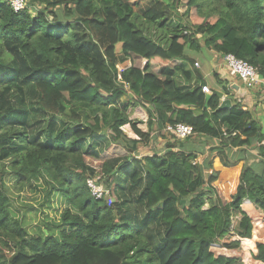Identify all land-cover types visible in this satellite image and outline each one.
<instances>
[{"label":"trees","instance_id":"16d2710c","mask_svg":"<svg viewBox=\"0 0 264 264\" xmlns=\"http://www.w3.org/2000/svg\"><path fill=\"white\" fill-rule=\"evenodd\" d=\"M10 1L0 0V264H264V133L241 106L218 111V93L199 81L181 85L199 79L186 53L202 47L264 78V0H23L19 12ZM128 102L146 105L147 132ZM71 106L79 126L62 121ZM177 123L221 139L220 163L226 149L239 163L161 150L155 140ZM32 183L41 207L54 196L66 205L59 225L33 233L11 212L14 192Z\"/></svg>","mask_w":264,"mask_h":264},{"label":"crops","instance_id":"0c3cea01","mask_svg":"<svg viewBox=\"0 0 264 264\" xmlns=\"http://www.w3.org/2000/svg\"><path fill=\"white\" fill-rule=\"evenodd\" d=\"M199 52H201V55L204 58L202 59L194 58L192 52L190 51L186 53L187 57L191 58L193 63L198 64V68L196 71H198L200 74L199 79L195 81V78H193L187 81L186 83L185 82L181 83V85L185 84V85L194 86L195 82L199 81V83L202 84V86H207L211 92L218 93V97L220 100H229L231 102L230 108L241 106L243 107V109L247 110V112L250 113L253 120L259 124L262 132L264 133V86H258L251 90L245 89L242 83L238 79L231 78L225 72V70L223 69L220 55L212 51H208L203 47L200 48ZM140 64L141 66L139 67L141 69L142 63ZM190 70H192V73L194 72L193 69ZM181 82H183V80H181ZM144 107H146V105L141 106V109L146 114V119H147L148 113ZM127 113L130 114V111L128 110ZM146 121L147 120L140 121L142 124L137 125L138 129H140L142 132H147ZM141 126L146 127V131ZM155 136L156 134L151 133V141L155 140L154 139ZM127 138L133 140L132 138H130V135H128ZM134 140H137V138H135ZM155 141H157L160 144L159 147H161V150L162 149L167 150L169 149L170 146H172L174 147L173 149H178L186 153L195 154L196 159L197 158L202 159V162L199 163L200 165L205 164L206 162H208L209 164L213 163L214 168L218 165L219 166L221 165L219 164L220 159L217 155L218 154L217 149L221 148V146H218L217 149L213 150V152H211V150L209 149L210 147L217 146L219 142L221 143L222 141L221 139L207 138L201 135H197L190 140L189 144L186 145L182 143L184 141L175 143L164 135L156 139ZM148 147L149 148H146L145 150L150 149L149 150L150 152L154 150L153 149L154 146H148ZM226 155L228 156L227 157L228 161L230 160L235 162L239 161L236 158V156L231 157L230 154H226ZM244 156L246 158L250 157L248 159L250 163L257 161V159H259V156H257L256 151L251 152L248 149H245ZM239 159H241L240 155H239ZM244 165H246V163H244ZM213 167L209 168L208 170H205L204 172H207L206 174L208 173L210 174L211 170L212 169L214 170ZM244 203L246 204V206L249 205V203H247L246 201ZM236 225L237 223H234L233 228L236 227Z\"/></svg>","mask_w":264,"mask_h":264},{"label":"rangeland","instance_id":"374dc122","mask_svg":"<svg viewBox=\"0 0 264 264\" xmlns=\"http://www.w3.org/2000/svg\"><path fill=\"white\" fill-rule=\"evenodd\" d=\"M145 35L147 38H149L151 41H153L157 45H160V44L164 45L163 35L161 33H158L155 30H146ZM192 54H193L194 58H201V59L204 58L201 55V52H192ZM132 59H133V65L134 66H137V67L141 66V64L139 63V60H137L135 58H132ZM188 69H189V66H188ZM175 80L178 81L177 77H175ZM129 96L132 97L131 94H129ZM25 101L29 105H31V103H34V106H35V103L37 101V96L35 94L33 97L28 96L27 92H26ZM126 104H128V106H129L128 110L130 111V114H128V118L130 121H132L134 123H138L137 125H140V124H142L140 121L147 120L146 114L144 113V111H142L141 106L139 104H137V103L134 104L133 102H128ZM67 112H68V116H66L62 121L64 123L72 122L73 124L79 126L81 124V120L79 118L80 117V115H79L80 110L74 109L71 106L67 109ZM37 117H39V115H37ZM30 120H31V118H30ZM34 120H36V119L34 118ZM50 120H51L50 115L45 114V122L41 121L40 124L42 123V127L43 126L45 127L47 121L49 122ZM36 121H38V120H36ZM37 125H39V124H37V122L34 121V133L36 132L35 129H36ZM58 127H59L58 122L57 121L53 122V128L57 129ZM141 127H143V129L146 131V127H144V126H141ZM122 129H123V134L126 137L128 135H130V138H132L133 140L136 138V136H134V134L132 133V131L130 130V128L127 125L124 126ZM38 134L39 133H36L35 135H38ZM222 137H225V135H223ZM191 139L192 138H189L182 143L187 145L190 143ZM219 143L217 146L209 148L211 150V152H213V150L217 149V147L220 146ZM100 145L103 146V143H100ZM150 146H154V145H150ZM98 149H100L99 146H98ZM224 153L228 154L229 151H227V149H226V150H224ZM222 161L223 162H221L219 164H223V165L225 164V166L236 165L239 163V161H236V162L231 161V160L228 161L227 158L225 160H222ZM86 162L93 167L99 166L98 161H96L95 159L87 158ZM194 162L195 163H201L202 159L197 158ZM204 173H207V172H204ZM118 179H121V177H118ZM34 185H35L34 183H32L31 186L25 185L20 192H14V194L12 195L13 204H12V208H11V212H12L13 216L15 217V219L19 220L20 222L22 220L24 223H26L27 224L26 226H27L29 232H31V233H33L32 231L35 230L37 227L40 228L41 230H44L45 229L44 224L59 225L60 216H61L62 212L64 211V209L66 208V205L63 203V200L59 196L52 197L53 203H52V205H50V207H48V208L45 206L41 207V205H43V203H44V194L40 190H34ZM206 199H207V197H204V201ZM238 220H239V217H235L233 219V224L237 223ZM232 235L236 238V240L239 239L238 236L234 232H232Z\"/></svg>","mask_w":264,"mask_h":264},{"label":"built area","instance_id":"2783aa9c","mask_svg":"<svg viewBox=\"0 0 264 264\" xmlns=\"http://www.w3.org/2000/svg\"><path fill=\"white\" fill-rule=\"evenodd\" d=\"M9 4L14 12H19L25 8V2L23 0H11ZM220 57L225 72L231 78L238 79L245 89L251 90L258 86H264V78L259 76L257 74V70L247 62L237 59L232 54L220 55ZM194 66L198 68L197 63H194ZM201 91L205 95L211 94V91L207 86H202ZM162 133L170 140H174L177 142L185 141L196 136V133L192 126L182 123L166 124L162 129ZM193 164L199 163L194 162ZM87 187L90 189L91 196L96 200L102 199L103 195L106 193L103 185H95L89 181L87 183ZM245 245V243L242 244L243 247ZM212 247L216 250H219L218 245H212Z\"/></svg>","mask_w":264,"mask_h":264},{"label":"water","instance_id":"95a60500","mask_svg":"<svg viewBox=\"0 0 264 264\" xmlns=\"http://www.w3.org/2000/svg\"><path fill=\"white\" fill-rule=\"evenodd\" d=\"M230 106H231V102L229 100H220L218 111L228 110ZM14 258L15 255L10 258L9 262L11 263Z\"/></svg>","mask_w":264,"mask_h":264},{"label":"clouds","instance_id":"9594fccd","mask_svg":"<svg viewBox=\"0 0 264 264\" xmlns=\"http://www.w3.org/2000/svg\"><path fill=\"white\" fill-rule=\"evenodd\" d=\"M145 66V61L142 63L141 69ZM196 68V67H195ZM212 93V92H211ZM137 138V137H136ZM138 140V139H137Z\"/></svg>","mask_w":264,"mask_h":264}]
</instances>
